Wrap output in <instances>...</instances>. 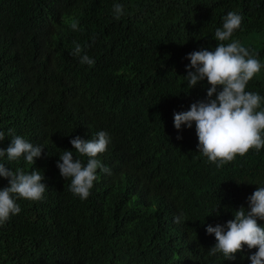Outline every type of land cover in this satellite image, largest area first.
<instances>
[{"label":"trees","instance_id":"obj_1","mask_svg":"<svg viewBox=\"0 0 264 264\" xmlns=\"http://www.w3.org/2000/svg\"><path fill=\"white\" fill-rule=\"evenodd\" d=\"M229 11L242 24L224 43L258 54L246 91L264 96V0H0V147L13 135L44 147L33 165L2 162L40 170L47 185L43 200L17 199L20 213L0 225V264H250L255 248L235 260L209 255L216 239L206 226L233 219L264 186V148L217 168L197 150L195 123L173 124L209 87L188 89L186 54L214 49ZM74 42L88 45L94 65L71 54ZM101 130L111 141L96 158L110 174L98 169L81 200L56 164L64 150L86 164L70 140ZM180 214L185 222L174 223Z\"/></svg>","mask_w":264,"mask_h":264},{"label":"clouds","instance_id":"obj_2","mask_svg":"<svg viewBox=\"0 0 264 264\" xmlns=\"http://www.w3.org/2000/svg\"><path fill=\"white\" fill-rule=\"evenodd\" d=\"M113 15L116 20L125 15L123 5L114 4ZM241 24L242 16L229 11L223 17L222 28L215 30L214 39L218 42L215 48H201L186 54L190 61L185 66L188 70V89L205 79L209 87L205 100L194 102L189 110L173 115L177 130L181 129V125L191 128L195 123L197 150L217 168L232 162L237 156L243 157L250 150L264 148V96L246 91L249 81L262 68L256 58L258 54L237 40L224 43L241 28ZM70 27L73 31L82 30L75 20ZM87 47L75 43L71 54L79 57L81 64L92 66L95 61L84 51ZM42 58L48 65L44 53ZM180 138L177 136V139ZM4 139L5 133L0 131V142ZM110 141L111 137L103 130L98 131L92 139L79 135L72 138V148L83 158H88L86 164L74 157L73 151L64 150L59 155L56 164L59 173L65 180L70 178L69 190L81 200L90 196L94 182L99 178L98 169L101 173L110 174V169L96 158L107 150ZM43 149V146L34 145L21 135H13L7 148L0 147V177L8 180V186L0 189V225L20 213L17 199L41 201L47 190L40 170L33 169L28 173L20 168L10 170L2 162L3 158L17 161L23 157L29 165H33L35 158L41 157ZM247 202L248 207L241 206L235 211L234 218L225 224L206 226V233L213 234L216 239L215 245L209 248V255L222 253L226 260H235L236 253L243 252L246 246L247 249H256L248 256L250 264H264V225L258 223L264 221V186L257 187L247 197ZM173 222H185L183 214L174 217Z\"/></svg>","mask_w":264,"mask_h":264}]
</instances>
